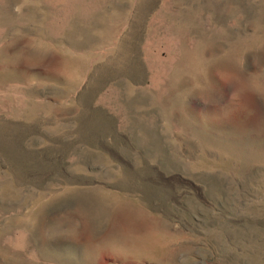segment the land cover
<instances>
[{
    "label": "rangeland",
    "instance_id": "1",
    "mask_svg": "<svg viewBox=\"0 0 264 264\" xmlns=\"http://www.w3.org/2000/svg\"><path fill=\"white\" fill-rule=\"evenodd\" d=\"M0 264H264V0H0Z\"/></svg>",
    "mask_w": 264,
    "mask_h": 264
}]
</instances>
